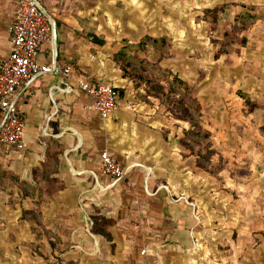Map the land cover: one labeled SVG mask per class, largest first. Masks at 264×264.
Masks as SVG:
<instances>
[{
    "label": "crops",
    "instance_id": "1",
    "mask_svg": "<svg viewBox=\"0 0 264 264\" xmlns=\"http://www.w3.org/2000/svg\"><path fill=\"white\" fill-rule=\"evenodd\" d=\"M36 1L52 30L38 58L55 69L18 89L23 147L0 144V181L26 182L54 200L47 215L57 217V228L82 231L74 247L93 248L80 264H264V159H237L235 175L211 177L183 156L156 109L114 79L113 41L123 31L111 25L138 23V13L109 21L93 8L131 0ZM18 2L0 0V58L13 50ZM93 35L107 42L98 45ZM80 82L118 88L116 110L98 115ZM102 152L122 164L123 177L102 172ZM54 183L58 192L44 190Z\"/></svg>",
    "mask_w": 264,
    "mask_h": 264
},
{
    "label": "rangeland",
    "instance_id": "2",
    "mask_svg": "<svg viewBox=\"0 0 264 264\" xmlns=\"http://www.w3.org/2000/svg\"><path fill=\"white\" fill-rule=\"evenodd\" d=\"M129 4L126 7L120 1L114 7L93 8L95 16L104 17L108 13L109 21L121 11L129 15L138 13V23L111 25L114 26L111 31H123L122 37L113 41L114 79L128 82L139 99L156 109L166 127L176 132L174 138L181 141L183 156H192L198 167L203 164V170L211 177L223 181L226 175H235L233 170L240 166L237 159L244 163L251 157L263 160L264 0H131ZM222 5L225 10H217L220 20L214 23L213 14ZM248 9L256 18L242 31V23L236 22V18ZM162 36H167L168 42L157 47L148 39ZM242 37L247 39L246 44L237 42ZM138 45L142 47L136 51ZM221 50L226 52L216 58ZM123 68L137 70L144 78L141 86L135 85L139 82L136 73L135 83L130 77L124 78ZM164 69L193 87V95L203 106L199 127L173 117L168 99L178 94L180 88L175 85L174 90H169L163 80ZM117 73L121 77L115 76ZM159 86H162L160 91ZM172 91L171 97L165 94ZM186 128L187 136L183 133ZM169 132L164 133L167 139ZM183 141L188 145L186 148ZM56 185L45 184L43 188L51 194L59 191ZM13 186L0 187V264H61L60 261L73 258L80 261L93 253L89 246L74 247L82 231L57 228V217L47 215V202L51 204L54 200L43 198L42 189L39 193L29 191L31 185L26 182ZM28 195L32 198H26ZM31 209L39 223L34 220L36 224H33V219L25 217L24 211ZM38 225L51 232L50 237L36 231L35 234L33 227ZM57 257L61 259L55 263Z\"/></svg>",
    "mask_w": 264,
    "mask_h": 264
},
{
    "label": "built area",
    "instance_id": "3",
    "mask_svg": "<svg viewBox=\"0 0 264 264\" xmlns=\"http://www.w3.org/2000/svg\"><path fill=\"white\" fill-rule=\"evenodd\" d=\"M9 31L13 50L8 57L0 58V144L22 148L25 121L16 107L18 89L55 69L38 58L42 44L52 38V30L36 0H19ZM64 72L70 74V68L66 67ZM79 86L93 99V108L102 118L116 110L117 95L111 85L80 82ZM100 160L104 174L114 178L124 176L122 164L108 152H102Z\"/></svg>",
    "mask_w": 264,
    "mask_h": 264
},
{
    "label": "trees",
    "instance_id": "4",
    "mask_svg": "<svg viewBox=\"0 0 264 264\" xmlns=\"http://www.w3.org/2000/svg\"><path fill=\"white\" fill-rule=\"evenodd\" d=\"M220 7L221 8L220 9L217 8L216 9V13L213 14L214 17H215V19L213 21L214 23H217L220 20L219 14L217 13V10L220 11V12L221 11L224 12V10H225V7L223 5L220 6ZM249 9L246 10V11H244V12H242V14L240 15V18L239 17L236 18V22L239 23L241 21V23H242V26H241V30L242 31L247 30L248 29L247 26L253 20H255V18H256V14L253 13V12H251V10H249ZM208 13L209 14L212 13V10H210ZM249 21H250V23L247 24ZM234 22H235V20H234ZM148 39H149V41L151 42V44L153 46L157 47V45L159 46V45H162V44H167L169 38H167V36H162V37H149ZM93 42L96 43V44H98V45H101V46L106 43L103 39H100V38H98V36H95V35H93ZM219 42H221V41H219ZM237 42H240L242 44H246L247 39L245 37H242ZM234 44H235V42H234ZM135 47H136L135 50L138 51L137 48L139 49L142 46L141 45H138V46H135ZM158 50L159 49H156V51H158ZM224 52H226V51L221 50V52H217L216 58L220 57L221 53H224ZM123 69H124L123 71L125 72L124 78L125 77H127V78L130 77L132 79V81H134V79H135L134 78V74L135 73L137 75L139 74V72L137 70H135V72H134L132 70L127 71L126 68H123ZM138 76H139V82H136L137 83L136 84L135 81H134V83L137 86V88L139 87V85L141 86V81L142 82L144 81L143 76H140V75H138ZM163 76H164L163 77V80L166 82L167 86L169 87V90L170 89L174 90L173 87L175 88V85H177L180 88L178 94H175V96H173L171 99L170 98L168 99V102L171 105L170 106V112L173 114V117L175 119H177V120L186 121L187 123L191 124L192 126L199 127L200 118L202 117V109H203L202 107L203 106L201 105V103L197 99V97H195L193 95V87L189 83H187L186 81H184L183 79H181L178 75L173 74V72L171 70H169V69H164V75ZM167 76L168 77H171L172 79L169 80V78H167ZM158 83L160 84L161 82H158ZM160 90H162V86H159V91ZM114 91H115L116 95L118 96L119 89L118 88H114ZM122 91L123 90H121V92ZM163 91H164V88H163ZM165 94H167V96L171 97V95H173L174 92L172 91L171 94H169V92H167ZM242 96H243V94L241 93V97ZM243 98L245 99V101L248 102V98H246V97H243ZM250 107H252V106H250ZM183 133L187 136L188 133H189L188 128L184 129L183 130ZM178 142L181 145V141L178 140ZM182 144H183V147L184 148H186V146H188L184 141H183ZM190 147H191V145H190ZM196 157L199 158L201 156L199 155V156H196ZM48 161H50V158H48ZM196 167L198 169H201V170H203V168H204L203 164L199 165V167L197 165ZM203 171L207 172L206 169H204ZM36 184L38 185V182ZM4 185L5 184L0 181V187H2ZM36 187H38V186H36ZM26 198H32V196L31 195H28V196H26ZM24 214H25V217L26 218L33 219V221H32L33 224H36L35 221L38 222V218H37V216L35 215V213L33 212L32 209L31 210H25L24 211ZM33 230H34V233L36 231L38 234L39 233L48 234L47 237H50V234H52L51 232H48L43 225H41V229L39 228V225H38L36 227H33ZM40 236H41V234H40ZM40 240H42V236H41V239ZM53 245L54 246H52V247L59 252V248L55 244H53ZM57 256H58V254H57ZM59 258L60 257H57L56 258V262L55 263H58L59 262ZM60 262H61V264H80L78 260H74V259H67L65 262H63V261H60Z\"/></svg>",
    "mask_w": 264,
    "mask_h": 264
}]
</instances>
